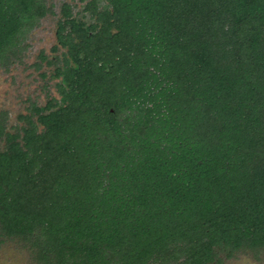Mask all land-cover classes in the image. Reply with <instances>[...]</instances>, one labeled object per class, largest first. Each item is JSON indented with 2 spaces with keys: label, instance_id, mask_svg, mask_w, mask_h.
Wrapping results in <instances>:
<instances>
[{
  "label": "trees",
  "instance_id": "obj_1",
  "mask_svg": "<svg viewBox=\"0 0 264 264\" xmlns=\"http://www.w3.org/2000/svg\"><path fill=\"white\" fill-rule=\"evenodd\" d=\"M87 9L88 27L68 5L58 22L76 62L56 69L61 99L14 133L0 124V244L19 242L40 264H209L216 248L257 255L264 0ZM48 11L42 0H0V66Z\"/></svg>",
  "mask_w": 264,
  "mask_h": 264
},
{
  "label": "rangeland",
  "instance_id": "obj_2",
  "mask_svg": "<svg viewBox=\"0 0 264 264\" xmlns=\"http://www.w3.org/2000/svg\"><path fill=\"white\" fill-rule=\"evenodd\" d=\"M42 1L49 9L48 14L28 33L19 47L21 50L14 63L8 69L0 66V124L6 126L7 132L14 133L26 125L27 121L22 119L24 116H31L36 121L34 108L45 107L49 102L61 99L58 85L62 83V76H56V69L63 67L64 58L76 65L68 53L69 46H63L58 39V22L64 20L63 6L68 5L71 18L84 23L86 27L96 23V18L87 9L96 0ZM103 4L99 1L100 8ZM42 55L47 59L44 60ZM39 129L41 131L43 127L39 125ZM0 140L2 149L5 143L3 138ZM216 252L217 260L209 264H264V249L257 255L250 252L236 253L232 257H228L227 250L216 248ZM0 264L40 263L21 243L6 241L0 244Z\"/></svg>",
  "mask_w": 264,
  "mask_h": 264
}]
</instances>
